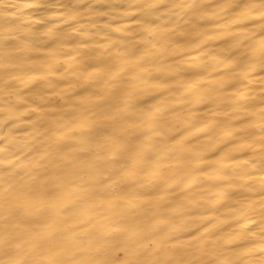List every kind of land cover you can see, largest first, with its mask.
I'll list each match as a JSON object with an SVG mask.
<instances>
[{"label": "bare ground", "instance_id": "obj_1", "mask_svg": "<svg viewBox=\"0 0 264 264\" xmlns=\"http://www.w3.org/2000/svg\"><path fill=\"white\" fill-rule=\"evenodd\" d=\"M0 264H264V0H0Z\"/></svg>", "mask_w": 264, "mask_h": 264}]
</instances>
